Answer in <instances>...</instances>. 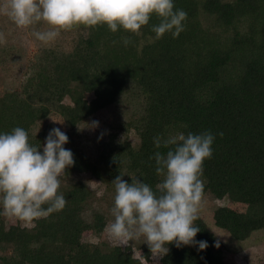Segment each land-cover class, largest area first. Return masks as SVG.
Masks as SVG:
<instances>
[{
	"label": "trees",
	"instance_id": "obj_1",
	"mask_svg": "<svg viewBox=\"0 0 264 264\" xmlns=\"http://www.w3.org/2000/svg\"><path fill=\"white\" fill-rule=\"evenodd\" d=\"M174 4L187 13L178 38L166 33L155 39L150 30L158 23L154 16L139 35L112 32L106 25L86 27L71 50L42 48L29 63L22 87L0 93V133L19 126L31 141L37 119L56 112L68 128L67 149L75 160L60 177L59 192L67 200L63 210L33 226H7L1 219L0 264L151 261L147 245L136 256L131 243L103 240L108 215L97 206V194L70 176L90 171L113 187L112 180L125 174L123 179L131 182L130 176H137L155 189L162 180L156 174L155 153L169 149L157 148L154 138L180 133L211 131L215 136L202 175L203 196L224 201L213 210L214 224L237 241L264 230V0ZM125 36L132 41L127 46ZM0 54L6 59L10 53L0 48ZM87 93L94 97L87 99ZM126 94L142 103L129 121L139 142L112 134L92 158L75 140L79 126ZM67 97L71 103L65 102ZM227 201L246 203L248 210H235ZM195 224L200 228L195 240L208 246L199 250L198 245L169 244L158 264H235L226 262L224 248L216 247L218 237L201 215ZM85 232L94 238L83 240Z\"/></svg>",
	"mask_w": 264,
	"mask_h": 264
},
{
	"label": "clouds",
	"instance_id": "obj_2",
	"mask_svg": "<svg viewBox=\"0 0 264 264\" xmlns=\"http://www.w3.org/2000/svg\"><path fill=\"white\" fill-rule=\"evenodd\" d=\"M0 12L20 28L45 22L47 29L32 33L45 45L62 31L81 25H106L112 32L123 29L139 35L153 16L158 21L150 28L155 39L166 33L178 38L187 19L184 10L175 8L174 0H4ZM5 39L0 32V43ZM122 41L125 46L132 42L128 36ZM214 139L211 131L154 138L157 148L169 149L154 156L156 174L162 180L155 189L137 176H130L131 182L123 179L125 174L112 180L113 220L105 229L109 238L126 244L143 237L151 253L161 257L167 254L169 244L205 249L207 241L195 240L200 231L195 221L203 200V165L213 155ZM68 141L58 127L49 131L42 148L30 143L29 133L22 127L0 133V208L4 216L32 226L34 221L65 208L60 177L75 163L72 151L64 147Z\"/></svg>",
	"mask_w": 264,
	"mask_h": 264
},
{
	"label": "rangeland",
	"instance_id": "obj_3",
	"mask_svg": "<svg viewBox=\"0 0 264 264\" xmlns=\"http://www.w3.org/2000/svg\"><path fill=\"white\" fill-rule=\"evenodd\" d=\"M3 3L4 0H0V5H3ZM47 28L48 25L45 22L32 27H17L6 15L0 12V32H3L6 38L4 43H0V48H4L8 54L10 53L6 59L5 56H2L3 54H0V93L6 91L12 92L22 87L27 76L29 63H32L36 59L37 54H39L42 48L53 47L71 50L75 40L80 36L79 32H86L85 26H74L69 31H62L54 42L45 45L37 40L32 33L34 30H45ZM86 96L90 100L94 97V94L87 93ZM65 102L71 103L70 98L67 97ZM141 105L140 100H137L130 94H126L114 106L99 110L88 121L79 126V131L75 135L77 144L89 156L95 158L102 142L109 140L112 134H116L118 139L128 138L133 144L138 143L140 140L139 136L135 128L129 125V121L136 117L137 112L141 109ZM56 127L60 128L64 133L68 130L63 117L56 112L37 119L33 127L35 135L31 138V144L37 147L43 146L49 131ZM64 147L67 149V143ZM70 178L85 182L97 194L96 204L106 212L110 223L113 220L110 210L114 203V186L110 187L108 183L97 179L90 171L74 172ZM62 181L63 183L67 182L64 179ZM222 203L224 201L215 200L209 195L203 196L199 215L207 221L211 230L217 235L219 246L225 250L226 262L235 264H264V230L254 232L250 238L244 241L233 239L228 232L218 228L212 219L214 208ZM225 203L238 211L248 210L246 203L238 201H227ZM1 219H4L7 226L17 223L25 225L15 218L4 216L2 208H0V221ZM81 238L86 241L94 237L91 232H85ZM102 238L107 242L117 243L109 238L106 232H104ZM127 243H131L134 246L136 256H141L144 251L143 246L147 245L144 243L143 237L130 240ZM152 257L151 261L145 260V264L160 263V255L152 253Z\"/></svg>",
	"mask_w": 264,
	"mask_h": 264
}]
</instances>
